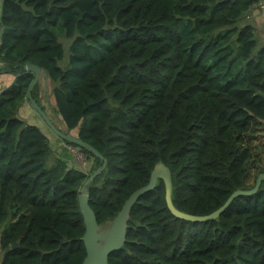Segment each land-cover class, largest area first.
<instances>
[{
	"label": "trees",
	"instance_id": "obj_1",
	"mask_svg": "<svg viewBox=\"0 0 264 264\" xmlns=\"http://www.w3.org/2000/svg\"><path fill=\"white\" fill-rule=\"evenodd\" d=\"M263 1L2 0L0 71L14 79L0 89V264H81L78 191L102 164L79 149L90 171L68 166L21 118L33 79L25 64L51 86L56 128L106 160L87 187L99 225L160 161L173 206L189 215L252 189L264 173V143L254 142L264 122V8L259 35L246 13ZM127 223L108 264H264V180L216 218L191 222L170 213L158 179Z\"/></svg>",
	"mask_w": 264,
	"mask_h": 264
},
{
	"label": "water",
	"instance_id": "obj_2",
	"mask_svg": "<svg viewBox=\"0 0 264 264\" xmlns=\"http://www.w3.org/2000/svg\"><path fill=\"white\" fill-rule=\"evenodd\" d=\"M251 13L252 10H248L246 15L250 16ZM3 32L4 28L0 26V40L3 36ZM23 70L25 72H31L33 74V79L28 86L25 96V101L27 102L28 106L38 114L44 124L60 140L68 142L74 145L75 148L84 150L92 154L95 158H98L102 162L100 166H98L90 175H88L78 191V205L85 227L84 234L81 237V241L83 242L85 248V257L81 264H108V255L111 252L120 249L125 242L127 229L129 227L127 222L131 206L141 195L152 190L155 187L158 179L162 180L164 184L165 203L170 213L177 218L191 222H204L216 218L231 203L234 198L238 196H249L254 194L258 190L261 181L264 180V173L258 174L252 189L237 190L233 192L226 199L222 206L208 215L193 216L183 213L173 206L171 199V174L168 167H166L160 161L154 165L152 171L150 172L147 184L135 190L129 195V197L124 201L117 215L111 221H107L104 225H99L96 221L93 210L88 204L87 187L94 180V178L104 170V168L106 167V160L95 148H93L88 143L70 134H65L56 128L46 112L42 110V108L38 105V103L31 95L34 86L38 83L40 74L42 72L41 68L34 64H25L23 66ZM16 247L17 243L14 244L12 248Z\"/></svg>",
	"mask_w": 264,
	"mask_h": 264
},
{
	"label": "rangeland",
	"instance_id": "obj_3",
	"mask_svg": "<svg viewBox=\"0 0 264 264\" xmlns=\"http://www.w3.org/2000/svg\"><path fill=\"white\" fill-rule=\"evenodd\" d=\"M261 13L262 11H260L259 13V9L255 10L248 17L249 19L248 20L246 19V20L249 23L255 25V27H257V25L260 26L261 22L257 24L252 19L254 17L261 16ZM256 33L258 35L260 34L259 29L256 30ZM63 43L65 46L67 45L66 41H63ZM44 82H45V85H44ZM35 93H36V97L39 101L40 106H42V108L48 114L50 119L54 122V124L57 125V127L62 128L60 119L56 115L54 108H53V97L51 93V86H49V82H47V79L42 74L39 77V80L37 83V90ZM20 112H21V118L23 120H25L27 123L38 126L43 131V133L48 135L49 143H50L51 149L54 152L55 157L63 156L68 160V166L74 165V166H77L79 169L85 170L86 172L90 171L91 162L86 161L85 156L82 153H80V150L75 147L65 144L62 140H60L57 136H55L50 131V129L44 124V122L41 120V118L38 116V114L34 110H32L30 107L29 108L24 107L23 110L22 109L20 110ZM254 136L256 138L254 141L256 144L260 145L264 143V122L261 124V131L256 133ZM260 148L262 150V147Z\"/></svg>",
	"mask_w": 264,
	"mask_h": 264
},
{
	"label": "crops",
	"instance_id": "obj_4",
	"mask_svg": "<svg viewBox=\"0 0 264 264\" xmlns=\"http://www.w3.org/2000/svg\"><path fill=\"white\" fill-rule=\"evenodd\" d=\"M1 2H2V0H0V13H1ZM256 10H258V9H256ZM259 13H260V8H259ZM252 20H254V22H256L257 24L259 22H261L260 24L263 23V18L261 16L254 17ZM257 29H259V27H257ZM13 79H14V77L12 75L4 74L1 72L0 73V89L8 86L13 81ZM27 108H29V107L27 106ZM1 258H2V253L0 252V261H1Z\"/></svg>",
	"mask_w": 264,
	"mask_h": 264
},
{
	"label": "built area",
	"instance_id": "obj_5",
	"mask_svg": "<svg viewBox=\"0 0 264 264\" xmlns=\"http://www.w3.org/2000/svg\"><path fill=\"white\" fill-rule=\"evenodd\" d=\"M259 8L260 9H263L264 8V1L259 4Z\"/></svg>",
	"mask_w": 264,
	"mask_h": 264
}]
</instances>
